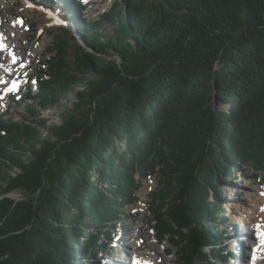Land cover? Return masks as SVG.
<instances>
[{"label":"trees","instance_id":"1","mask_svg":"<svg viewBox=\"0 0 264 264\" xmlns=\"http://www.w3.org/2000/svg\"><path fill=\"white\" fill-rule=\"evenodd\" d=\"M102 20L79 28L86 47L60 41L29 90L33 117L76 97L61 125L0 115V264H93L153 176L167 254L229 262L221 184L264 170V0H120Z\"/></svg>","mask_w":264,"mask_h":264},{"label":"rangeland","instance_id":"2","mask_svg":"<svg viewBox=\"0 0 264 264\" xmlns=\"http://www.w3.org/2000/svg\"><path fill=\"white\" fill-rule=\"evenodd\" d=\"M119 1L98 0L97 3L90 5L86 4L88 0H0V21L3 22L2 24L6 28V34L12 36L13 34L8 31V28L13 27L15 24L18 25L15 27L16 29L12 28L17 30V33L10 39L11 41L9 40L11 42L9 44L15 46L16 56L26 57L24 64L12 73L15 78L21 81L20 84L23 87H21L20 93L6 90L7 86L4 85L5 87H3V81L0 80V115L12 118L13 121L17 122L29 119L39 123H42L41 120L46 121L49 127L61 125L64 115L74 111L76 97L72 95L64 98L50 110L39 112V116L33 117L29 113V107L37 109L38 101L32 100L28 96L29 90L34 91L31 96L39 94L42 80L46 77L44 64L50 55V51L57 48L60 41L65 40L71 47L78 45L86 47L82 36L78 33L79 28L103 21V17ZM28 5L31 7L29 8ZM45 10H51L52 12L49 15L53 14L54 17L60 20L66 17L65 24L67 23L68 26H52L50 24L52 22H47L51 17L44 12ZM21 18L25 20L23 24L20 23ZM115 27L116 24L106 21L99 29L101 33L109 36L114 34ZM0 56L4 57L5 62H7L6 66L9 69L6 67L5 69L11 71L9 57L6 54H0ZM25 65H31V67L25 69L23 67ZM78 90L83 91L84 87H80ZM41 130L42 136L48 135V131L44 128H41ZM236 168L238 169L236 177L229 179L230 183L226 181L221 184L223 191L222 201H220L223 209L222 217H226L228 220L224 221L220 228L227 229L229 232V237L225 241L226 248L231 251L233 249L234 251L237 250L238 255L242 256V252L235 247L236 243L242 244L241 241L244 240L243 250L249 249L251 245L249 244L251 238L246 234V227L244 228L242 221L248 216L261 220V210L264 211V170L257 171L252 170L251 167H241L239 165ZM158 181L159 176H153L144 181L138 193V204L128 207L121 216L118 222L119 225L108 230L110 236H105L106 239L104 240L107 251L103 253V257H92L91 263L106 264L105 259L109 257L120 262L117 250H120L122 241L125 240L124 243L128 246L131 243L130 238L135 233H141L140 235L145 241L152 243L155 250L159 252L165 264H179L175 254L168 256L164 254L165 249L168 247L167 242L159 244L151 228L152 216L148 208V196L158 187ZM6 197L17 202L23 199L24 195L21 191H13L7 194ZM261 226H264V222H261ZM234 243L235 245H233ZM80 261L84 262L83 260ZM108 262L111 264V260H108ZM235 262L231 264H236Z\"/></svg>","mask_w":264,"mask_h":264},{"label":"bare ground","instance_id":"3","mask_svg":"<svg viewBox=\"0 0 264 264\" xmlns=\"http://www.w3.org/2000/svg\"><path fill=\"white\" fill-rule=\"evenodd\" d=\"M1 2L3 3V1H1ZM97 2H98V0H88V2H86V4L91 5V4H95ZM31 9H33V8H31ZM49 16L51 18L48 17L49 19L47 20V22L49 21V22L54 23L56 21V17H54L53 14H51ZM65 18L66 17H64V19ZM20 20L25 22V20L23 18H21ZM65 20L67 21V19H65ZM2 23L3 22L0 21V37H2V39H0V45L6 46V48H3L2 50H0V54H4V55L6 54L9 57V63L11 65V71H7V69H9L6 66L7 62H5L4 57L0 56V80H2V81L5 80L9 84L12 80H16L12 73L19 66L24 64L26 57H24V56L21 57V59H20L21 63H19L17 65L14 64L13 54L15 55V53H17V52L15 50V46L14 45L10 46L9 42L11 41L10 39H12V37H14V34L17 33V30H15L16 29L15 27L18 25L17 24L13 25V27L15 29H12L13 27L8 28V31L13 34L11 36L10 33H9L10 35L6 34V32H7V31L5 32L6 28L3 26ZM34 57H35V55H34ZM17 59H19V58H16V60ZM5 67L7 69H5ZM23 67L25 69H29L31 67V65H25ZM17 71H19V70H17ZM27 77H29V76L27 75ZM20 82L21 81L16 80V83H20ZM261 222H264V211H262V210H261V220H257L255 218H250V216H248L244 219V221H242V225L244 226V228L246 227L245 228L246 234L249 235V238H251V240L249 242V244H251V245H250V248L247 250H243L244 249V246H243L244 240L241 241L242 244L239 242L236 243L235 247H237L242 252V257H243L242 264H264V242H262L260 235H259L260 233H264V226H261ZM140 234L141 233H138V234L135 233L131 237V240H134V247L128 246V249H127V257H128L130 264H138V262H139V264H165V261H163L159 252H157L155 250V247L152 246V243H148V241H145V239ZM233 245H235V243ZM235 251L237 252V250H235ZM108 260H111V264H117V261L114 259H108ZM108 264H109V262H108ZM125 264H127V263H125Z\"/></svg>","mask_w":264,"mask_h":264},{"label":"snow or ice","instance_id":"4","mask_svg":"<svg viewBox=\"0 0 264 264\" xmlns=\"http://www.w3.org/2000/svg\"><path fill=\"white\" fill-rule=\"evenodd\" d=\"M20 23L23 24V21L21 20ZM58 23H63V21L58 20ZM0 39H2V37H0ZM3 48H6V46L0 45V50H2ZM15 60H16V58H15V55L13 54V62H15ZM13 90H18V89H16V87L13 86ZM259 235H260L262 242H264V233H260ZM138 264H139V262H138Z\"/></svg>","mask_w":264,"mask_h":264},{"label":"water","instance_id":"5","mask_svg":"<svg viewBox=\"0 0 264 264\" xmlns=\"http://www.w3.org/2000/svg\"><path fill=\"white\" fill-rule=\"evenodd\" d=\"M53 26H55V25H53ZM57 26L60 27L59 25H57ZM57 26H56V27H57ZM61 27H62V26H61Z\"/></svg>","mask_w":264,"mask_h":264}]
</instances>
